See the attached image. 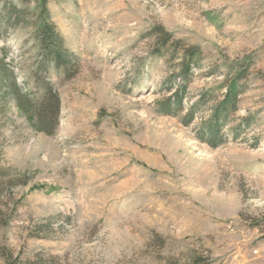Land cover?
I'll list each match as a JSON object with an SVG mask.
<instances>
[{
	"label": "rangeland",
	"instance_id": "rangeland-1",
	"mask_svg": "<svg viewBox=\"0 0 264 264\" xmlns=\"http://www.w3.org/2000/svg\"><path fill=\"white\" fill-rule=\"evenodd\" d=\"M47 8L69 72L31 74L32 12L0 20L19 86L0 109V264H264V0ZM154 27L177 50H157ZM191 46L183 89L175 67ZM240 73L236 108L216 123ZM42 81L59 99L49 130L35 118Z\"/></svg>",
	"mask_w": 264,
	"mask_h": 264
},
{
	"label": "trees",
	"instance_id": "trees-1",
	"mask_svg": "<svg viewBox=\"0 0 264 264\" xmlns=\"http://www.w3.org/2000/svg\"><path fill=\"white\" fill-rule=\"evenodd\" d=\"M29 0H18L17 3L0 0L1 8V24L5 25H17L26 24L27 14L31 13L32 21L30 22L33 28V38L37 45V50L40 53V57L36 60L32 66L34 70L31 74L35 77L37 70H47L49 64H53L54 67H62L65 72H69L73 67L75 57L68 53L63 46V40L61 35L56 29L55 24L52 22L49 16V10L47 8V0H34V7L30 9L28 7ZM3 2V3H1ZM154 30H159L157 38V50H161L169 45L172 41V34L165 31L163 27H154ZM181 41L179 39H173L170 50H177V45ZM173 49V50H172ZM176 52V51H174ZM7 53L4 48L0 49V109L6 99L13 97L19 91V86L16 83L15 73L12 67L6 60ZM174 56V54H173ZM199 61V49L196 46L185 48L182 52L180 61L176 64L175 75L183 80V89H186V83L191 75V68L196 66ZM227 87L225 98L220 102L217 108L214 110V119L216 123L224 120L228 113H231L236 108L237 96H238V78H241V73L237 75ZM42 94L40 100L36 103L35 118L37 128L39 130H49L52 128L58 113L59 99L55 92L52 91L48 82L42 81L41 83ZM176 104H181V98L176 99ZM167 108L170 107V103H165ZM223 122V121H222ZM216 127L212 125L208 127L209 136L206 137L208 142H212L216 138Z\"/></svg>",
	"mask_w": 264,
	"mask_h": 264
}]
</instances>
